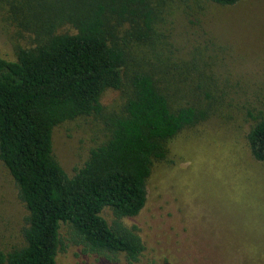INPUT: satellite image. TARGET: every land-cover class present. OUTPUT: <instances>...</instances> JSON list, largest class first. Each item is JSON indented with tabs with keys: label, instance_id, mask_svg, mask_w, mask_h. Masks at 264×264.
I'll return each mask as SVG.
<instances>
[{
	"label": "trees",
	"instance_id": "obj_1",
	"mask_svg": "<svg viewBox=\"0 0 264 264\" xmlns=\"http://www.w3.org/2000/svg\"><path fill=\"white\" fill-rule=\"evenodd\" d=\"M209 1L233 6L243 0ZM20 5L30 13L23 29L31 45L18 47L15 60L0 53V160L28 215L24 244L0 252V264H58L66 241L110 261L139 262L145 243L124 218L145 207L153 166L166 158L171 138L207 119L216 105L230 114L240 107L235 86L220 83L208 64L182 63L156 47L132 50L129 42L144 46L155 31L153 0ZM166 88L188 103L172 109ZM109 89L126 94L117 113H105L102 96ZM241 113L254 121L247 143L264 162L263 112ZM91 115L102 117L108 139L69 175L54 154V129Z\"/></svg>",
	"mask_w": 264,
	"mask_h": 264
},
{
	"label": "rangeland",
	"instance_id": "obj_2",
	"mask_svg": "<svg viewBox=\"0 0 264 264\" xmlns=\"http://www.w3.org/2000/svg\"><path fill=\"white\" fill-rule=\"evenodd\" d=\"M18 1V7L15 0L0 2V53L10 60L17 58L18 47L31 45L23 29L30 13ZM153 3L152 38L144 46L129 42L132 50L143 54L156 47L182 63L210 65L220 83L235 86L232 97L241 105L233 114L216 105L207 119L169 140L166 158L153 166L145 207L124 218L128 226L138 227L146 247L141 260L132 264H264V162L247 143L254 121L241 113L248 108L255 116L260 111L264 115V0L233 6L209 0ZM165 91L172 109L188 103L175 89ZM125 100L124 92L107 90L102 96L105 113L119 112ZM107 139L102 117L81 116L55 127L54 154L73 175L90 150ZM103 214L113 219L109 209ZM27 215L0 160V252L24 244ZM58 264L130 263L123 257L107 260L66 241Z\"/></svg>",
	"mask_w": 264,
	"mask_h": 264
}]
</instances>
